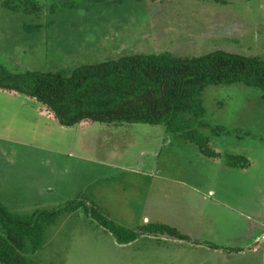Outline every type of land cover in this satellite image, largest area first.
<instances>
[{
  "label": "rangeland",
  "instance_id": "rangeland-1",
  "mask_svg": "<svg viewBox=\"0 0 264 264\" xmlns=\"http://www.w3.org/2000/svg\"><path fill=\"white\" fill-rule=\"evenodd\" d=\"M217 49L264 58V0H0V64L11 73L68 74L133 53L185 58ZM201 99L205 121L221 129L211 138L218 161L159 125L66 128L36 100L0 92V203L9 211L53 210L86 195L120 227L136 232L176 216L173 226L189 239L117 245L80 212L65 213L45 228L35 264H264L262 243L226 261L212 251L223 248L217 239L203 236L220 223L226 233L247 228L224 220L234 202L257 222L253 232L264 231V99L242 85L207 87ZM228 153L245 155V169L222 170Z\"/></svg>",
  "mask_w": 264,
  "mask_h": 264
},
{
  "label": "trees",
  "instance_id": "trees-1",
  "mask_svg": "<svg viewBox=\"0 0 264 264\" xmlns=\"http://www.w3.org/2000/svg\"><path fill=\"white\" fill-rule=\"evenodd\" d=\"M147 1L164 4L172 0ZM232 85L255 89L264 99V58L218 49L185 58L133 53L75 67L68 74L11 73L0 64V92L36 100L41 104L39 112L62 127L94 122L159 125L166 134L194 146L209 161L220 158L211 147V138L221 129L205 121L201 95L210 86ZM221 162L224 171L248 165L245 155L231 153ZM76 212L109 233L117 245H128L142 236L189 241L166 224L148 223L136 232L120 227L86 195L56 209L34 210L27 215L13 213L0 203V264H35L45 228L61 214Z\"/></svg>",
  "mask_w": 264,
  "mask_h": 264
},
{
  "label": "crops",
  "instance_id": "crops-1",
  "mask_svg": "<svg viewBox=\"0 0 264 264\" xmlns=\"http://www.w3.org/2000/svg\"><path fill=\"white\" fill-rule=\"evenodd\" d=\"M172 136V135H169ZM211 166L208 165V169H210ZM197 179L200 178V175H195ZM220 176V175H219ZM207 194L208 195H212V191L207 190ZM80 195H78L77 197H79ZM211 204L215 205L214 202L210 201ZM239 206L238 202L232 205V206H228L225 208V211H222L221 214L224 217V220H226L227 224L235 227L239 224V219L244 220L245 222H247V228H244L243 230H239L237 232H232V233H226L224 232V225L222 223L217 224L220 228H217L214 226V228L210 229H206L203 233V236L205 237L204 240L206 241V238H210V239H217V245L223 247L220 248L219 250H212L213 252H217V254H220L221 256H224L225 260L227 261L228 259H230V257H233L234 259H238L239 257H242L244 254H247L249 252H251L253 249H255V247H259V243L264 244V241H258L259 236L264 233V231H257V232H253L254 227L257 228L255 224H257V222L248 219L247 216H245L244 214H239L234 208L233 206ZM201 209V207L199 208ZM167 211H171L170 207H166ZM213 212V211H212ZM211 212V213H212ZM210 213V215H211ZM215 213V212H214ZM213 213V214H214ZM176 216L173 217H169L168 218V222L164 221L165 218H161V222L162 224L169 225L171 224L173 228H175L173 225V219ZM259 219H257L256 221H258ZM144 222L147 223V219H144ZM160 222V221H158ZM170 226V225H169ZM184 229L187 230H193V226L192 224L189 222H187V224H185ZM176 229V228H175ZM247 229V230H246ZM246 230V232L243 234V232ZM179 231V230H178ZM194 231L196 232V228H194ZM193 231V232H194ZM180 232V231H179ZM201 232V230L199 231ZM182 233V232H181ZM182 234H185L184 232ZM186 235V234H185ZM188 236V235H187ZM254 244H256V246H254ZM206 250H210V248L206 247L204 248Z\"/></svg>",
  "mask_w": 264,
  "mask_h": 264
},
{
  "label": "built area",
  "instance_id": "built-area-1",
  "mask_svg": "<svg viewBox=\"0 0 264 264\" xmlns=\"http://www.w3.org/2000/svg\"><path fill=\"white\" fill-rule=\"evenodd\" d=\"M258 241H264V233H262L260 236H259V239H258Z\"/></svg>",
  "mask_w": 264,
  "mask_h": 264
}]
</instances>
